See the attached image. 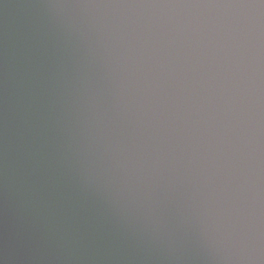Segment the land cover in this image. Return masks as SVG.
<instances>
[{"label": "clouds", "instance_id": "9594fccd", "mask_svg": "<svg viewBox=\"0 0 264 264\" xmlns=\"http://www.w3.org/2000/svg\"><path fill=\"white\" fill-rule=\"evenodd\" d=\"M0 264H264V0H0Z\"/></svg>", "mask_w": 264, "mask_h": 264}]
</instances>
